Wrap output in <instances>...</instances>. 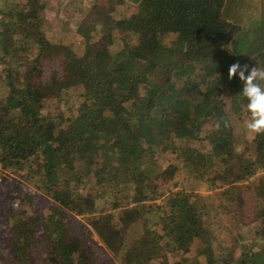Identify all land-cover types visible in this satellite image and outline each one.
Returning a JSON list of instances; mask_svg holds the SVG:
<instances>
[{"label":"trees","instance_id":"16d2710c","mask_svg":"<svg viewBox=\"0 0 264 264\" xmlns=\"http://www.w3.org/2000/svg\"><path fill=\"white\" fill-rule=\"evenodd\" d=\"M71 3L84 60L48 53L52 0L0 3V253L11 264H96L68 224L74 213L125 264H170L166 253L196 238L208 264H264V131L239 149L232 115L249 113L242 82L228 78L236 61L264 68V0ZM163 147L183 164L163 166ZM182 173L224 201L184 187ZM222 213L257 224L238 257L239 233L229 255L215 240Z\"/></svg>","mask_w":264,"mask_h":264},{"label":"rangeland","instance_id":"374dc122","mask_svg":"<svg viewBox=\"0 0 264 264\" xmlns=\"http://www.w3.org/2000/svg\"><path fill=\"white\" fill-rule=\"evenodd\" d=\"M8 0H0V3L7 2ZM26 1V0H24ZM71 1L76 0H66L65 3H58V0H52V5L47 8L45 14H46V34L48 38L50 39V43L48 46V53L51 54L52 58H55L56 53H58V50H70L69 53L77 56H80V60L82 59L85 53H86V44L85 41L87 40L86 34L83 35L80 32H78L77 26H74L72 24V19L77 14L78 9L80 7L77 6L76 3H71ZM3 7V5L1 6ZM137 10V6H134L131 12V15L134 14ZM107 37L103 38L102 40L108 41ZM65 46V48H63ZM60 55V54H59ZM59 58V57H58ZM225 101L227 105L230 108V97L226 96ZM232 114V113H231ZM232 119L234 122H236V134H237V143L239 144V149L246 148V139H250L251 137V131L245 126L246 121L244 122L240 121L237 115L233 114ZM245 139V141H244ZM157 157L159 161L163 164V166H168L169 164H175V165H182L183 160L179 157H177L175 154L171 152L169 148L158 149L157 151ZM177 175H179V171L175 173L174 177H172L170 174H167L164 178V191L166 193H162V197L158 199V202H161L165 197L166 194H168L169 190L173 188L175 179L177 178ZM182 177V180H180L184 187H186L190 190L194 189V192L203 193L202 195L207 196L208 198L211 197V200L214 202V204L218 205L219 203H222L224 200V196L222 193H220V190L214 191L210 190L207 186V183L200 182V181H194L190 179L185 173L180 174ZM15 176V175H13ZM17 177V175L15 176ZM191 183V184H189ZM197 188H193V186H196ZM180 188V185L177 186L176 189ZM174 190V189H173ZM93 191V189H91ZM168 191V192H167ZM219 191V192H218ZM40 196L42 199H47L48 201L52 200L50 196H47V194L43 191H40ZM48 205V204H47ZM100 210L105 209L108 207L107 204H105V201L101 200L99 203ZM48 206L46 207V209ZM222 211V207L220 208ZM250 212V211H249ZM248 217H252V215L248 214ZM235 220L230 215L222 213L217 218L214 219L213 223V232L215 236V240L217 242L218 246H222L224 248L225 254L229 255L232 253L231 246L233 245V240L237 241L238 238L237 234L239 233L241 236H239L240 242L236 243L239 244L235 251V256L238 257L239 250L242 247H245L244 245L245 241L251 240L254 236V231L256 229L257 224H253L250 226H242L240 224H236L234 222ZM68 224L70 228L73 230L74 233L83 234V241H84V247H90L91 251H96L94 253V258L96 260V264H125L121 258L120 254L119 256H114L113 253L107 249L105 244L103 243L102 239L98 236V234L88 226V219L85 215H77L74 213L69 214ZM131 231V238L130 240H133L134 237H137L141 234V231L143 230L142 224L135 225V227H132ZM82 237V235H81ZM212 246L217 247L216 244L212 243ZM207 243L201 239L196 238L189 247L187 251H176V252H167L166 255H168L167 261L170 262V264H180L183 262V259L188 257L189 259H196L197 264H208L207 259V249L205 248ZM4 250V249H3ZM88 251V250H87ZM216 251V249H215ZM10 253H8L7 250H4L0 253V264H2L4 259L7 261V264H11L10 259Z\"/></svg>","mask_w":264,"mask_h":264},{"label":"clouds","instance_id":"9594fccd","mask_svg":"<svg viewBox=\"0 0 264 264\" xmlns=\"http://www.w3.org/2000/svg\"><path fill=\"white\" fill-rule=\"evenodd\" d=\"M237 77L243 85L238 94L245 98L249 113L246 127L254 132L264 131V68L236 61L229 66L228 78Z\"/></svg>","mask_w":264,"mask_h":264}]
</instances>
